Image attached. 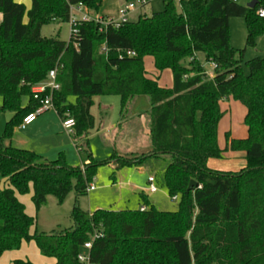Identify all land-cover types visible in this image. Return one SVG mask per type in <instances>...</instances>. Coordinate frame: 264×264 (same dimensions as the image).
Wrapping results in <instances>:
<instances>
[{
  "label": "trees",
  "instance_id": "16d2710c",
  "mask_svg": "<svg viewBox=\"0 0 264 264\" xmlns=\"http://www.w3.org/2000/svg\"><path fill=\"white\" fill-rule=\"evenodd\" d=\"M102 1L30 0L26 10L15 0H0V113L11 114L0 136V255L33 241L54 264H80L83 243L99 232L89 250L95 264H264V55L246 61L247 74L241 68L245 48L254 47L264 34V17L256 14L264 0L253 8L232 0H162L160 11L118 28L99 32L89 21L78 25L67 42L41 36L43 25L68 21L70 5L96 10ZM229 17L245 20L243 48L229 43ZM199 53L213 64L211 77ZM146 56L157 72L170 70L171 87H160L147 75ZM53 69L59 84L51 98L53 109L60 118L74 120V139H85L87 159L81 167L68 166L61 155L48 161L5 144L23 117L38 107L30 86ZM97 95L118 96L121 114L137 96L148 98L146 152L93 159L86 137L94 126L90 107ZM229 98L245 107L246 137L233 139L226 133L220 148L219 102ZM226 151L243 152L244 165L236 171L207 166ZM163 155L169 156L164 184L171 197L179 198L174 211L150 205L89 212L77 206L98 166L114 159L118 169ZM190 180L196 185L187 191ZM30 185L36 211L48 195L61 203L73 189L72 226L31 234L35 220L15 195L27 193Z\"/></svg>",
  "mask_w": 264,
  "mask_h": 264
},
{
  "label": "rangeland",
  "instance_id": "374dc122",
  "mask_svg": "<svg viewBox=\"0 0 264 264\" xmlns=\"http://www.w3.org/2000/svg\"><path fill=\"white\" fill-rule=\"evenodd\" d=\"M136 1L137 0H103L96 10L88 9V13L92 17L96 14L97 16L104 14L108 17H116L117 10L119 8L124 7L127 2H132L135 4V8L133 11L129 12L128 20L134 21L140 15L150 17L153 13L160 11L163 7L162 0H149L142 6L137 4ZM250 1L251 0H237L236 2L240 5H246ZM24 20H26V17H24ZM228 31L229 43L232 47L237 49L245 47L246 23L242 17H229ZM40 34L46 38L55 37L60 41L67 42L69 38V24L68 22H49L41 27ZM263 55L264 34L256 38L254 47L245 48L244 57L241 62L243 73H248L246 61L253 57ZM197 58L202 64L204 70L212 74L213 71L211 69V65L204 59L203 55L199 53L197 54ZM143 66L147 72L152 74L157 72L153 66L152 59L149 56L143 59ZM160 82L163 85L161 87L166 88L165 84H167V82L165 81V78H162ZM69 100L70 102H73V98H70ZM25 101L26 99L23 98L22 103ZM92 101L93 104L90 107V113L94 118V126L89 131L90 134L88 136V143L86 146L95 160L101 161L106 159L112 151H116L120 154L127 153V155L121 156L129 157L146 152V150L149 149V137L147 136V115L150 110V104L145 95H140L134 98L127 107V111L122 114L120 113L121 108L118 96L97 95L92 98ZM235 104L241 106L238 101L231 98L221 100L219 103L220 109L223 112L217 126V143L219 145L222 141H225L226 133H228L230 138L235 137L233 139L246 137V128L243 123V118L240 113L233 108ZM5 114L6 113H0V136L5 126ZM52 114L55 115V111L53 108L49 107L47 110L36 116V121L44 119L48 121L50 116H53ZM125 116L133 117L134 120L129 123L131 124L130 127L132 132L128 134L127 138L123 139L124 144L122 145L121 142L117 143L116 141L118 140L117 136L119 134V130L124 133L127 122L121 126L120 124ZM106 128L110 129L109 134H106ZM66 136L70 141H68L69 143L67 145L71 146V154L68 155V158L72 161V158L74 157L78 162H85L87 159V153L85 148L81 147L82 142L80 143V146L77 147L74 144L75 142L73 143V133L70 134V138L68 135ZM107 136L112 138L110 143L104 140V137ZM40 142L46 145H55L53 141L46 136L44 138L42 136ZM229 156L230 154L224 155L223 160L224 157ZM168 161L169 156L163 155L159 158H146L138 165L124 166L114 173V181L110 179L112 168L108 167L106 164L100 165L97 167L95 175L89 183L94 187V190L87 191L85 195L77 197L76 204L80 209L90 212L95 209L137 210L140 205H145L146 207L153 205L161 211H174L177 209L179 198H171L163 181V172ZM220 163L225 162L220 161ZM148 176H152L154 178V184L157 190L148 194L149 197L147 201H142L134 187L145 186ZM16 195L19 199L24 201V207L27 211H29L30 215L35 220L32 232L35 230L37 233H49L51 231H58L72 226L70 212L75 203V194L73 189L68 192L61 203H58L53 195H48L46 197L45 204L37 211L31 201V185L27 193ZM45 259L48 260L47 258Z\"/></svg>",
  "mask_w": 264,
  "mask_h": 264
},
{
  "label": "crops",
  "instance_id": "0c3cea01",
  "mask_svg": "<svg viewBox=\"0 0 264 264\" xmlns=\"http://www.w3.org/2000/svg\"><path fill=\"white\" fill-rule=\"evenodd\" d=\"M15 1L18 2V3H22L25 6L26 10L29 9V7H30V0H15ZM98 16H107V15L102 14V15H98ZM24 21H26V20H24ZM152 63H153V61H152ZM210 65H211V69L213 71L212 64L210 63ZM146 73H147V75L150 78L155 79L157 84L160 87L163 86L162 83L160 82L162 78H165V81L167 82V84H165V87L166 88L167 87H171L172 75H171L170 70L165 69V70H163L161 72H156L155 73L156 75L152 74L150 72H147V71H146ZM167 73H169V74H167ZM205 73L209 77L212 76L211 73H208L206 71H205ZM25 103H26V101L23 104H25ZM239 105H241V106H238V105L235 104V106L233 108L236 109L238 111V113H240V115L243 118V116L245 114V107L242 104H239ZM10 115H11L10 113H6L5 114V120L6 121L10 118ZM52 115L53 116H50V119L48 121L46 119L41 120V121H36V118H35L30 124H28L23 129H19L18 127H16L13 130L11 138L9 139V141H5V144H9L12 147L19 148V149H26V150L34 151L35 153L39 154L42 158H44L45 160H48V161L55 160V159H57L56 156H60L61 155L63 157L64 162L67 161L65 163H68L67 164L68 166L74 165L72 167H76V166H80L81 167L86 161L82 163L80 161L78 162L76 160V158H74V157H73L74 159L72 158V161L68 158V155L71 154V152H70L71 151V146L67 145L70 141L68 140L66 135H68L69 138H70V134L66 133L63 130V128L61 126V122H60V117L57 115V113L55 112V115L54 114H52ZM133 120H134L133 117H130V116H125L124 117V119L121 122L120 126L122 124H125L126 122H127V124L125 125L126 127H125V130H124V133H122L123 131L119 130V134L117 136L118 140L116 141L117 143L121 142L122 145L124 144L123 139L127 138L128 134L132 132L131 131V127H130L131 124H129V123L131 121H133ZM105 132H107L106 134H109L110 133V129L106 128ZM89 134L90 133L88 132L87 137H86L87 143H88ZM42 136H43V138L46 136L47 138L51 139L55 145H46L44 143H41L40 140H41ZM147 136L149 137L148 129H147ZM233 138H235V137H233ZM104 140H106V142L110 143L112 141V138H109L107 136V137H104ZM73 143L77 147L80 146V143H81V147L85 148V139L82 138V137H77L76 139H73ZM224 145H225V141H222L220 143L219 147L220 148H224ZM106 147H108V146H106ZM114 152L116 154H118L119 156L127 155V153L120 154V153H117L116 151H112L111 153L108 152L109 155L107 156L106 159L101 160V161L100 160H96V161H100V162L105 161ZM130 154H132V153H130ZM229 154H230V156L229 157H224V160H223V157L221 158L222 160L209 159L207 161V166L209 168H211V169H215V170H219V171H232V170L234 171V170H238L239 168H241L244 165L245 160H244V153L243 152H240V151H226V152L223 153V156L224 155H229ZM157 158H159V157H157ZM220 161H224L225 163H220ZM106 165H108V167L112 168V174L113 175H112V177H110V179L112 181H114V179H115L114 173L116 171H118L120 168L115 169L114 159L111 160ZM134 165H138V164H134ZM148 177L146 179V185L145 186H142V187L141 186L140 187L136 186V187H134V189L137 191V194H138L139 198L142 201H145V199L148 200V197H149L148 194L152 193V192H149L147 190ZM16 194H18V193H16ZM16 198L18 199L19 202H21L23 204L24 201L19 199L17 197V195H16ZM140 207H145L146 208L145 205H140L138 209H140ZM120 210H123V209H120ZM24 211H25V213L28 216H31L29 211H27V209L25 207H24ZM33 227L34 226H32L31 229H30V233L31 234L36 232L35 230L32 232V228ZM45 258H47L48 260H46ZM14 260L29 261L32 264H54V262H55L54 258L45 257V256L41 255L39 250H38V248L36 247V245H35V243L33 241H22L21 244H20V247L18 249L5 251V252H3L0 255V264H12V262Z\"/></svg>",
  "mask_w": 264,
  "mask_h": 264
},
{
  "label": "built area",
  "instance_id": "2783aa9c",
  "mask_svg": "<svg viewBox=\"0 0 264 264\" xmlns=\"http://www.w3.org/2000/svg\"><path fill=\"white\" fill-rule=\"evenodd\" d=\"M178 2L179 0H172ZM236 2L237 0H232ZM137 4L144 5L148 2V0H137ZM135 8V4L132 2H127L124 7H121L117 10L116 17H108V16H90L88 13V9L81 3H77L74 5L69 6V13H68V24H69V35H75L77 33V26L80 25L82 22H89L93 21L98 26V31L102 32L107 27L118 28L122 24L128 22V14L129 12L133 11ZM256 14L259 17H264V8H258L256 10ZM105 48L102 46L101 51H104ZM128 55H132L133 52H127ZM212 67L213 64H212ZM59 89V84L56 81V69L50 70L46 76V78L40 82L32 84L30 86V92L32 95L33 100L38 102V107L31 113L25 115L17 126L19 129L25 128L28 124H30L38 114L42 113L43 111L47 110L49 107L53 108L52 105V94L53 92ZM61 126L63 130L68 133H73L74 127V120L66 116L65 118H60ZM94 187L92 185H88L87 191L93 190ZM147 190L149 192H155L157 190L154 184V178L152 176L148 177V185ZM172 199H176V196H172ZM145 207H140V210H144ZM101 236V233L94 232L91 234L90 239L87 240L82 245V251L77 254V260L80 264H95L90 260L89 257V250L91 247V243L95 238Z\"/></svg>",
  "mask_w": 264,
  "mask_h": 264
},
{
  "label": "water",
  "instance_id": "95a60500",
  "mask_svg": "<svg viewBox=\"0 0 264 264\" xmlns=\"http://www.w3.org/2000/svg\"><path fill=\"white\" fill-rule=\"evenodd\" d=\"M256 3H257V0H251L249 3L246 4V7L253 8ZM195 185H196V182L194 180H190L187 186V191L191 190V188L194 187Z\"/></svg>",
  "mask_w": 264,
  "mask_h": 264
}]
</instances>
